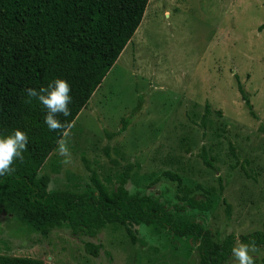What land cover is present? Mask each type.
Masks as SVG:
<instances>
[{"label": "rangeland", "instance_id": "1", "mask_svg": "<svg viewBox=\"0 0 264 264\" xmlns=\"http://www.w3.org/2000/svg\"><path fill=\"white\" fill-rule=\"evenodd\" d=\"M262 24L264 0H148L129 43L71 124L70 162L55 150L42 165L38 176L48 177L47 191L80 193L90 171L111 190L126 170L129 194L150 196L174 216L209 230L218 244L231 234L236 246L240 236L260 230ZM200 148L214 168L202 165ZM165 173L193 189L195 199L207 191L210 209L179 211L181 194ZM132 230L134 243L123 228L110 225L93 238L66 226L41 236L1 214L0 255L43 264H197L190 241L144 225ZM86 242L101 245L96 256L84 251ZM257 249L254 264H262L264 247ZM223 264L237 261L231 253Z\"/></svg>", "mask_w": 264, "mask_h": 264}, {"label": "trees", "instance_id": "2", "mask_svg": "<svg viewBox=\"0 0 264 264\" xmlns=\"http://www.w3.org/2000/svg\"><path fill=\"white\" fill-rule=\"evenodd\" d=\"M147 2L0 0V136H8L17 129L28 135L23 161L16 160L12 165L15 171L0 176V215L12 216L41 236L66 226L72 234L93 238L108 225L118 226L132 243L136 242L132 226L144 225L154 233L165 231L190 241L197 253V264H223L232 253L233 235H227L218 244L209 230L174 216L150 196L129 194L124 187L128 179L126 170L117 176V186L111 190L90 171L88 185L80 193L49 192L48 177L38 176L49 155L57 150L60 133L49 130L45 124L46 108L38 99L29 102L26 89L39 90L57 78L66 80L71 87V115L58 119L73 124L129 43ZM262 28L264 24L258 27ZM237 91L250 110L240 86ZM125 124L126 120L122 130ZM198 157L204 167L214 168L204 148H200ZM165 174L181 194L177 197L183 204L179 211L185 207L201 212L210 209L207 191L202 190V199H195L191 195L193 189L180 187L177 176ZM239 240H254L257 248L264 247V221L260 230L240 236ZM100 248V244L84 243V251L92 256ZM0 264L43 263L0 255Z\"/></svg>", "mask_w": 264, "mask_h": 264}, {"label": "clouds", "instance_id": "3", "mask_svg": "<svg viewBox=\"0 0 264 264\" xmlns=\"http://www.w3.org/2000/svg\"><path fill=\"white\" fill-rule=\"evenodd\" d=\"M71 87L64 79H55L47 87H41L39 90L26 89L29 102L32 98L38 99L46 108L45 124L50 131L60 133V139L57 141V152L64 157V163L71 160V151L68 145V137L72 127L69 123L61 122L58 117H69L71 110L68 105L72 101L70 96ZM28 135L17 129L8 136H0V176L11 174L15 171L12 167L16 160L23 161V153L27 150ZM258 251L254 240L243 243L239 239L236 246L232 249V254L237 264H254L253 255Z\"/></svg>", "mask_w": 264, "mask_h": 264}]
</instances>
